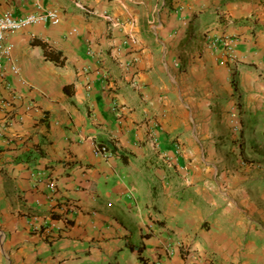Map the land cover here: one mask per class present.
<instances>
[{
	"label": "crops",
	"instance_id": "obj_1",
	"mask_svg": "<svg viewBox=\"0 0 264 264\" xmlns=\"http://www.w3.org/2000/svg\"><path fill=\"white\" fill-rule=\"evenodd\" d=\"M48 8L0 59V264H264V0H0Z\"/></svg>",
	"mask_w": 264,
	"mask_h": 264
},
{
	"label": "built area",
	"instance_id": "obj_2",
	"mask_svg": "<svg viewBox=\"0 0 264 264\" xmlns=\"http://www.w3.org/2000/svg\"><path fill=\"white\" fill-rule=\"evenodd\" d=\"M61 20L60 12L55 8H48L36 12H29L22 15H14L12 12H7L0 14V59L5 58L9 60L12 59V50L14 47L13 42L9 39V36L19 30H22L30 25L50 22L52 24H58ZM75 31V29L73 30ZM228 36L222 39L225 45L230 43ZM233 61L234 58L231 57ZM10 70L16 74L19 73L20 67L15 63L11 62ZM100 152L104 154L110 153V151L102 146L99 148ZM49 186L54 188V180L49 182Z\"/></svg>",
	"mask_w": 264,
	"mask_h": 264
},
{
	"label": "trees",
	"instance_id": "obj_3",
	"mask_svg": "<svg viewBox=\"0 0 264 264\" xmlns=\"http://www.w3.org/2000/svg\"><path fill=\"white\" fill-rule=\"evenodd\" d=\"M139 246V245H138ZM139 249V251H140V249L141 248H138ZM141 257V259L145 262V263H147L148 262V260H147V258L146 257H144V256H140Z\"/></svg>",
	"mask_w": 264,
	"mask_h": 264
}]
</instances>
